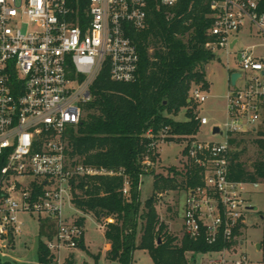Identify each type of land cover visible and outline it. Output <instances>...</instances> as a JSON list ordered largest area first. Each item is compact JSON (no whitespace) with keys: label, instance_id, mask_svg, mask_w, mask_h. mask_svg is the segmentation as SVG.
Returning a JSON list of instances; mask_svg holds the SVG:
<instances>
[{"label":"built area","instance_id":"built-area-1","mask_svg":"<svg viewBox=\"0 0 264 264\" xmlns=\"http://www.w3.org/2000/svg\"><path fill=\"white\" fill-rule=\"evenodd\" d=\"M159 7H175L179 0H157ZM87 8L82 9V3ZM149 0H0V257L11 260L16 239L24 234L22 215L39 223H53L44 238L51 261L67 264L64 251L80 247L85 226L66 209L72 202L73 182L80 177L115 176L122 172L98 170L72 159L67 132L84 118L92 100L91 87L105 66L111 80H137L139 54L128 36L131 27H147ZM259 0H209L212 41L206 48L233 54L239 37L264 39V13ZM256 46L236 55L238 78L226 96V139L223 142H185L181 160L198 170L202 184L185 188L183 233L191 241L209 245L237 242L235 232L245 224L248 187L257 190L264 182L240 183L229 178V137L255 133L264 125V58ZM206 91L195 87L189 102L201 105ZM200 128L209 120L198 114ZM215 127V126H214ZM213 127V128H214ZM168 128L151 140L144 157L145 174L156 166L151 154ZM221 131V128H220ZM193 175V174H192ZM40 189V192L37 191ZM123 196L130 198L126 182ZM113 222V220H108ZM235 244L225 247L210 264H249L230 259Z\"/></svg>","mask_w":264,"mask_h":264},{"label":"trees","instance_id":"trees-1","mask_svg":"<svg viewBox=\"0 0 264 264\" xmlns=\"http://www.w3.org/2000/svg\"><path fill=\"white\" fill-rule=\"evenodd\" d=\"M81 8H87V2H83ZM258 9L264 13V0H259ZM147 12L144 30L128 29V36L139 54L137 80L114 82L109 67L105 66L91 87L92 100L84 107V118L67 132L72 159L98 170L122 172L115 176L80 177L74 181V215L82 225L86 223V216L91 215L104 226L105 239L111 245L106 256L110 262L133 264V253L144 250L154 264H188L189 253L220 252L236 241L228 245L222 241L209 245L203 239L194 242L184 235L177 244L178 238L160 223L155 197L142 205L139 189L141 177L145 175L144 157L151 142L146 136L149 130L159 136L168 128L171 140L185 141L192 140L200 131L198 113L194 103L188 100L193 86L209 88L206 66L216 55L206 44L212 41L209 30L213 19L209 0H179L172 8L159 7L157 0H149ZM182 111L186 120L176 121ZM250 134L229 137V178L233 182H264V131H259L261 137L253 141L257 158L251 164L242 160L247 152L246 136ZM2 167L0 161V170ZM172 171L173 177H156L155 191L202 184L195 167L186 166L185 173ZM178 176L183 178L180 185ZM126 182L130 184L129 199L123 196ZM39 228L38 260L48 263L50 252L43 240L52 235L53 223L41 220ZM235 234L239 237V230ZM80 247L83 248V243ZM0 264L13 263L0 257Z\"/></svg>","mask_w":264,"mask_h":264},{"label":"rangeland","instance_id":"rangeland-1","mask_svg":"<svg viewBox=\"0 0 264 264\" xmlns=\"http://www.w3.org/2000/svg\"><path fill=\"white\" fill-rule=\"evenodd\" d=\"M256 46L255 54L257 57L264 58V39L257 37H247L246 33H242L239 37V43L228 56L226 51H219L215 60L206 66L207 81L209 88L202 85L193 86L200 87L206 91L207 100L201 105L194 104L195 111L201 116L209 120L207 126H202L194 139L202 142L214 141L223 142L226 139V131L224 123L226 122V96L229 91L228 69L239 70L237 65L238 52ZM209 89V90H208ZM176 121H185V111H182ZM221 128V134L214 135L213 127ZM259 131H264V126H260L257 132L246 136L247 152L243 155L242 160L251 164L257 158V147L253 141L260 138ZM187 140H178L171 136L161 139L159 146L156 148V154L150 155L155 161L156 166L148 173L141 177L140 198L142 205L151 197H155L157 211L160 223L166 226V231L177 237V244L182 241L183 233V211L185 203V187L177 186L175 190L155 191L154 181L158 175L164 178L173 177L175 170L178 173H185V165L181 159L178 161L176 157L182 156ZM178 185L183 181L180 176L177 177ZM251 195L247 196V205L255 208L249 211L245 216V225L241 231V241L243 245H239L237 253L230 256V259H241L245 257L249 264H264V185L257 190L248 187ZM75 209H66V216L75 214ZM26 221L25 234L17 237L16 252H9L12 258H17L20 262L13 264H37L38 246L40 241L39 223L37 220L30 218L28 215H22ZM141 236V228L138 229L137 240ZM107 241L104 236V230L95 218L91 215L86 216L85 224V248H77L72 251H64L63 259L72 254L73 264H119L118 262H110L105 258ZM261 246V247H260ZM219 258L215 253L210 254H187L188 264H209V261ZM7 259V258H6ZM6 259H3L6 261ZM133 264H154L151 256L144 250H136L133 253Z\"/></svg>","mask_w":264,"mask_h":264},{"label":"crops","instance_id":"crops-1","mask_svg":"<svg viewBox=\"0 0 264 264\" xmlns=\"http://www.w3.org/2000/svg\"><path fill=\"white\" fill-rule=\"evenodd\" d=\"M239 70H230V69H228V83H229V88H230V77H231V75L233 74V73H236V72H238ZM208 80V79H207ZM209 82V81H208ZM209 90V89H208ZM181 157L178 155L177 157H176V160L178 161L179 159H180ZM22 220H23V222L25 223V229H26V227H27V225H26V221L23 219V218H21ZM262 219H264V217H262ZM86 224V223H85ZM183 224V223H182ZM245 225V224H244ZM244 225L239 229V232H240V236L237 238V242H236V244H235V248H234V252H232L230 255H235L236 253H237V251H238V247H239V245H243V242L241 241V239H240V237H241V231H242V229L244 228ZM85 226V225H84ZM102 227H103V230H104V226L103 225H101ZM24 229V234H25V230ZM39 230H40V228H39ZM107 241V240H106ZM107 248H106V253H105V258H106V256H107V254L111 251V245H110V243H108V241H107ZM261 247V246H260ZM14 249H13V252H16V248H17V240H16V242H15V245H14V247H13ZM79 248H82V247H79ZM83 248H85V236H84V240H83ZM147 252V251H146ZM38 254V253H37ZM208 254H210V253H208ZM216 254V253H215ZM218 255V254H217ZM219 257H220V255H218ZM12 258V257H11ZM107 259V258H106ZM217 259V258H216ZM8 261H13V262H15V263H17V262H19L18 260H17V258H12L11 260H8ZM107 261H109V260H107ZM67 262H73V255L72 254H70L68 257H67ZM20 263V262H19ZM210 264V263H209Z\"/></svg>","mask_w":264,"mask_h":264},{"label":"water","instance_id":"water-1","mask_svg":"<svg viewBox=\"0 0 264 264\" xmlns=\"http://www.w3.org/2000/svg\"><path fill=\"white\" fill-rule=\"evenodd\" d=\"M241 73H238V72H236V73H233L232 75H231V77H230V84L232 85V86H235L236 85V82H237V80H238V78H240L241 77ZM213 134L214 135H218V134H221V131H220V127H218V126H215L214 128H213ZM250 209H252V210H255V208H253V207H250ZM160 240H159V244H160Z\"/></svg>","mask_w":264,"mask_h":264}]
</instances>
